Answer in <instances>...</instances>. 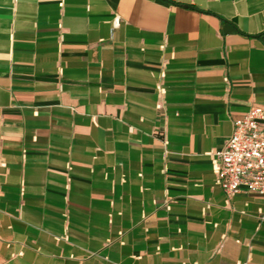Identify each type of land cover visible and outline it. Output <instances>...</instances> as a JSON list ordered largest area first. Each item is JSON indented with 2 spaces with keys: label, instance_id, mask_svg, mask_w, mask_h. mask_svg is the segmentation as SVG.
<instances>
[{
  "label": "crops",
  "instance_id": "crops-1",
  "mask_svg": "<svg viewBox=\"0 0 264 264\" xmlns=\"http://www.w3.org/2000/svg\"><path fill=\"white\" fill-rule=\"evenodd\" d=\"M255 106L264 0H0V264H264Z\"/></svg>",
  "mask_w": 264,
  "mask_h": 264
},
{
  "label": "built area",
  "instance_id": "built-area-1",
  "mask_svg": "<svg viewBox=\"0 0 264 264\" xmlns=\"http://www.w3.org/2000/svg\"><path fill=\"white\" fill-rule=\"evenodd\" d=\"M212 162L216 185L228 197L242 190L264 196L263 106L252 107L234 122L232 136L222 149L212 154Z\"/></svg>",
  "mask_w": 264,
  "mask_h": 264
}]
</instances>
